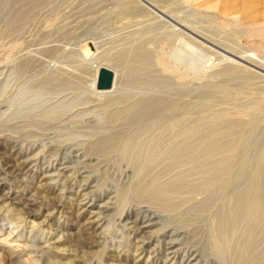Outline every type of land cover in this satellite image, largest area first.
Here are the masks:
<instances>
[{
  "label": "rangeland",
  "instance_id": "374dc122",
  "mask_svg": "<svg viewBox=\"0 0 264 264\" xmlns=\"http://www.w3.org/2000/svg\"><path fill=\"white\" fill-rule=\"evenodd\" d=\"M233 1L0 0V100L7 102L0 107V114L32 104L51 109L45 97L62 82L74 83L76 88L60 99L62 109L87 100L94 104L82 113L85 116L74 113L73 120L81 118L83 122L66 130L58 124L63 135L40 137L19 146L25 169L38 173L33 185L42 178L47 186L46 201L80 192L73 182H64L65 178L57 175L61 167L58 157L71 150L58 149L57 140L69 138L68 146L87 149L101 141L100 137H112L110 147L93 154L97 159L90 172L96 175L98 187L110 193L99 189L91 206L80 200L85 208L81 219L77 221L71 214L70 220L63 219L67 227L63 240L56 239L60 228H36L29 234L30 223L21 229L0 213L3 235L11 233L12 241L21 247L38 245V236H47L51 246L58 247L51 252L74 250L76 241L88 238L96 242L88 253L97 254L104 245V254L123 264H165L162 248L153 250L158 244L156 238L147 244L137 241L140 236L121 225L123 214L147 208L159 210L172 221L192 215L205 205L206 210L197 217L205 226L202 235L208 244L206 256L214 264H264V24L252 26L242 21L263 18L264 0H237L241 20L234 14ZM86 53H97L103 63L116 70L113 95L106 98L88 87L93 66L86 63ZM143 54L152 57V65L141 62ZM164 65L174 74H163ZM135 67L148 72L142 86L132 85ZM34 97H38L37 102ZM108 102L116 104L111 107ZM116 117L117 122L108 123ZM69 160L76 161L75 157ZM75 164L68 161L65 165ZM258 173L260 179H254ZM17 186H11L17 197L16 193L22 198L33 193L26 184L25 191L22 186L16 191ZM251 190L260 203L257 214L261 221H256V214L231 209L229 198H242ZM108 196L113 197L112 209L98 207ZM35 204L30 206L32 210L38 209ZM77 206H71L73 212ZM103 214L106 217L102 218ZM220 214L231 232L227 245L216 239L213 229V220ZM42 219L39 213L35 221ZM86 220L89 223L83 226L81 221ZM182 241L199 245L191 233ZM42 248L51 254L46 246ZM32 250L27 248L28 252ZM81 256L77 250L66 251L61 260L87 264ZM180 257L166 264L182 263ZM8 260L5 264L11 263Z\"/></svg>",
  "mask_w": 264,
  "mask_h": 264
},
{
  "label": "bare ground",
  "instance_id": "6f19581e",
  "mask_svg": "<svg viewBox=\"0 0 264 264\" xmlns=\"http://www.w3.org/2000/svg\"><path fill=\"white\" fill-rule=\"evenodd\" d=\"M166 43H168V42H165V44ZM186 44H188V43H186ZM159 48H161V46ZM138 51H140V50H138ZM138 53H137V55H135L134 58L137 59L136 56L139 55ZM86 55H87V57L84 56L87 59V60L85 59L86 63L88 65L90 64L91 67L93 66L92 67L93 71H92V75L89 79L88 87L90 88L91 91L97 92L100 95H104L107 98V96H110L112 94V92L114 91V88L116 87L115 82H116L117 72H116V70H113L112 67H109L105 63H103L102 59L100 58V56L97 53L94 55H92V54L90 55V54L86 53ZM139 57H141V56H139ZM142 57H143V59L141 60V62H143L144 64H146L148 66L152 65V63L149 64V61H150V59H152V57L149 58V57H147L146 54ZM153 57H155L156 60L158 61L156 56H153ZM134 61H136V60L134 59ZM135 63H137V62H135ZM160 63H161V61H160ZM144 64H143V66H144ZM101 66L108 67L115 72V78H114L112 87L109 90H97L95 87L97 72ZM153 71L155 72V69H153ZM146 72H144L140 67L139 68L135 67L134 69H132V77H133L132 85L134 87L142 86L143 84H145L144 78H145ZM149 72H150V70H149ZM161 72L163 74L165 73L166 75L172 74V73L174 74L173 70L166 65H164ZM0 75H1V72H0ZM175 76H177V75L175 74ZM40 82L41 81H39V83ZM45 83H49V82L46 81ZM53 83L54 82H52V84H51V88H53L52 87ZM43 85H45V84H43ZM62 85L65 87H63ZM59 86H62L63 88L57 89V88H59ZM74 86H75L74 83L72 85L69 82H62V84L59 83L58 85L54 86V87H56L54 90L49 89V91L51 90V92H48V95L45 97V102H48V104H51L52 107H51V109L49 108L50 110L49 109L44 110V108L40 109L39 106L41 104L40 105L38 104L35 106H33V104H32V105H29V107H27V109L15 107V109H12L11 111H9V113L4 110L0 114V136H2V139H0V213L3 214V217L5 219L8 218L9 221H11L14 224H17L16 227H20L21 229L26 228V225L30 223V225H28L31 227L30 231H28L29 234H32L33 230L36 228H38L39 230L54 229L57 231L60 228V235L58 238H56L59 241H60V239L63 240L64 232L67 228L64 226L66 223H64L63 219L65 220V218H66V219L70 220V216L72 215V216H74L75 220L79 221V219H81V216L83 214V210L85 209L82 206H80V204H82L83 202L85 203V201H87L86 203L90 202V204H88L89 206L94 204L96 199H97L96 192L99 191V189L104 193H107V192L110 193L109 189H107V188L101 189L100 187H98V185L96 183V175L91 174L90 172H91V166L96 162V159H97V157L95 158V156L93 154H96L97 152L102 153L103 149L108 147L109 144H111L110 141H111L112 137L111 136H110V138L109 137H104V138L100 137V138H102L101 141L97 142V144H95V145H89L87 149H84L83 147H79V146H73V145L68 146V144H71L70 143L71 141L68 140L69 138H67V139L63 138L60 140H57V138H56V140H57L56 144L58 146V149H62V148L71 149V150H68V152L61 153L60 156L58 157L57 164H60L61 167L58 168V170L60 172L57 175L64 177L65 178L64 182L65 181L73 182L76 186H78L80 188L79 189L80 192L79 191H72V192L70 191L73 195L71 193H69L70 195H68V196H64V194H61L60 196L58 195L59 196L58 200L56 199L57 201H55V202H51V200H49L50 202L46 201L48 195H46V193H44V191L46 190L44 187L46 185H45V183L41 182L42 178L39 180L37 179L38 182H37L36 186L33 185L32 179H33L34 175H36V178L39 177L38 173H33V171H31V170L25 169V165H24L25 160L22 159V153L18 149H19V146H21V143H24V142L26 145H28V144L34 143L36 140L41 139V138H48L49 139L52 137L54 139V137H56V135H60V134L63 135V130H62L63 128L66 130L67 128L72 127V124H76L77 122H83V120H81V118H80V121H78L77 119L73 120L74 113L77 112L75 114V116L80 115V114L85 116L86 114H82V113H85V111L88 108H90L92 105H94V104H91L92 103L91 101H90L91 103L87 100V101H84L83 103L79 102L77 105H71V106L69 105L68 108L66 107L67 109L66 108L62 109V107H63L62 104H61L62 106L58 105V102L60 101V99L63 100L65 97L68 96V94L72 93L73 90L76 89ZM49 87H50V85L47 86V88H49ZM45 90H48V89H45ZM72 97H74V96H72ZM40 98H41V96L39 97V99ZM36 100H38V97H37V99H35V97H34V101H36ZM29 101H31V99ZM120 101L123 102V100H120ZM60 102H59V104H60ZM114 102H117V101H114ZM114 102L113 103L111 102V103L116 104ZM6 103L7 102H5V100L4 101L0 100V107L5 106ZM31 103H33V102L31 101ZM42 103H44V102H42ZM108 103L110 105V102H108ZM14 105L15 104L13 103L12 106H14ZM106 105H108V104H106ZM18 106H20V105H18ZM104 106H105V102H104ZM114 106H116V105H114ZM111 107H113V106H111ZM18 108H20V109H18ZM56 109H57V112L53 113V111H55ZM59 109H60V111H59ZM118 110H120V109H118ZM121 110H124V109H121ZM5 114H6V117L3 118V115H5ZM77 118L79 119V117H77ZM118 120H119V118H117V117L115 119H109L108 123L110 122V124L111 123L113 124L114 122H117ZM95 121H96V119H95ZM96 122H99V121H96ZM58 124L62 125L63 128H61ZM23 136H24V138H23ZM26 145H25V147H26ZM80 150H82V151L79 152ZM229 151H231V149ZM74 152H76V153L73 154ZM77 152H79V154ZM71 157L72 158L75 157L76 161L75 160H69V158H71ZM68 161H74L76 164L73 166L65 165ZM76 165L77 166L80 165V166L76 167ZM67 172H71V173L68 174ZM257 176L253 177V178L254 179L255 178L260 179V174L258 177ZM44 177H46V176H44ZM94 179H95V183L91 184V182ZM16 184H18V186ZM25 184L27 187L30 186V188H32L33 193L32 194L29 193L27 198H22L21 197L22 195L19 196V194H17V193H16V195H18V197L15 196V194L13 193V190H12L13 188L11 186H17L16 188H14V189H16V191H17V188H19V186H22V191H25V189H27ZM258 184H260V182L255 183V185H258ZM89 187H90V189H88ZM85 189H88V191L86 193L81 194V191H83ZM253 193H254L253 190H251L249 192V194H245V195L243 194L244 196L242 198L231 197V198H229L230 199L229 201L231 202V206H232L231 209H234L235 213H237L238 211H242L241 213H245V212L246 213H253V214H256V217H257L256 221H259L260 216L257 213H258V210L260 209V205H259L260 203L258 202V199H256L252 195ZM81 195H82V198L77 199V197H79ZM32 196H34L36 199H34ZM53 196H56V195H53ZM65 197L67 198V200H65ZM18 198H20V200H17ZM31 198H33L34 200ZM52 199L54 200V198H52ZM112 199H113L112 196H108L107 200L104 201V203L98 204V207L105 209V210L112 209L111 204L114 203L112 201ZM21 200H22V202H21ZM73 200H74V203H73ZM80 200L83 202H81ZM36 201H38V202H36ZM75 201H78V204H77L78 206L76 205ZM161 201H162V199H161ZM33 203H37V204H35L36 206H38L37 210L31 209V207H32L31 205ZM171 204L172 203H166L165 205H171ZM73 205L77 206L75 212L72 211L73 209L71 206H73ZM17 206H19V208H17ZM205 210H206V206L202 205L200 208L193 211L195 215L194 214L190 215V213H189V215H187L185 217L180 216L179 218H177L175 220L167 221V219L164 218V215L163 216L161 215L162 212H159V210L153 211V210H150L147 208H142V209L139 208V209H135L134 211H130V212H128V210H127L125 214H123V212H121L120 217L122 214L124 215V217L122 219H120V222L122 221L123 223L121 225L124 228L130 229V231L134 235H136V236L139 235L140 237L137 239V241L141 242L142 244H147L149 241H151V240L154 241V238H156L155 241H157L158 244L155 245V248H153V250L155 251L159 248L161 250V248H162V250L164 251V254H166L165 259H164L165 264L168 261H170L171 259L175 260V259L179 258L180 256H181L180 261L182 263L179 262V264H214V262L211 261L206 256L205 249H207L206 246L208 244L207 243L205 244V241H204V238L202 235L203 229L205 226L202 224L203 222L200 224V221L198 219V217H199L198 215L202 214V212ZM39 213H41L43 219L36 222L35 219L37 218ZM196 213H198V214H196ZM68 214H71V215H68ZM103 217H106V216L103 214L102 218ZM81 222H83L82 223L83 226L85 224L89 223V221H87V220L81 221ZM76 223H78V222H76ZM53 225H55V226H53ZM3 226L4 225L0 226V264H5V262H7L6 261L7 258L9 259L8 262L9 261L11 262L10 264H72L71 262H64L63 263L61 259H62V257H64L66 251L67 252L68 251L73 252L76 250L81 253V255H82L81 258L83 260L86 259L87 264H92V261H93L92 259L94 256H97V257L94 258L93 264H123L118 259H116L112 256H106L104 254V252H105L104 245L100 246V249H99L100 252L99 253L94 254L95 251H94V253L91 251L93 253V255H90L91 252L88 253L87 250L91 249L93 245H96V242L94 240L93 241H91V240L87 241L88 238H83V239L81 238L80 239L81 242L76 241V243L74 244L76 246L74 248V250H67V249L62 248L61 250L57 249L56 250L57 252H51L53 250V248H58V247L51 246L52 244H51V242L48 241V238H46L47 236L43 237V235H40L41 237L38 236L40 238L39 241L37 242L38 245H36V244L35 245H25L24 247H21L20 245H18L17 243H14V241H12L11 233L10 234L8 233L7 235L2 234ZM78 227H79V224H78ZM86 228H88V227H85V229ZM213 229H214V232L216 233L215 234L216 239L218 241H220L222 244L223 243L225 244L227 242L226 239H228L227 238L228 234L231 232L229 229V224L227 223V221L224 220V218L222 217V214L217 215V217L213 220ZM82 230H84V229H82ZM84 232H86V231H84ZM88 232H89V230H88ZM66 233H67V231H66ZM77 233H79V232H77ZM189 233H191L193 241L196 244H199V245H197V247L183 243L182 238L187 237V235H189ZM196 233H198L199 235H196ZM70 234H72V233H69L68 235L70 236ZM76 235H79V234H76ZM25 240H27L28 242L30 241L32 243L35 242V241H33L34 239L26 238ZM40 242H43V244L42 243L39 244ZM52 243H53V241H52ZM70 244H71V242H70ZM225 245H227V244H225ZM43 246H46V249L49 250V252H51V254H48L46 251H43V248H42ZM221 247H222V245H221ZM27 248H29L30 250H32V249L33 250L28 252ZM60 252H63L64 255L61 254ZM246 256H248V255H246Z\"/></svg>",
  "mask_w": 264,
  "mask_h": 264
},
{
  "label": "water",
  "instance_id": "95a60500",
  "mask_svg": "<svg viewBox=\"0 0 264 264\" xmlns=\"http://www.w3.org/2000/svg\"><path fill=\"white\" fill-rule=\"evenodd\" d=\"M115 72L105 66H101L97 72L95 87L97 90H109L112 87Z\"/></svg>",
  "mask_w": 264,
  "mask_h": 264
},
{
  "label": "crops",
  "instance_id": "0c3cea01",
  "mask_svg": "<svg viewBox=\"0 0 264 264\" xmlns=\"http://www.w3.org/2000/svg\"><path fill=\"white\" fill-rule=\"evenodd\" d=\"M204 1H206V3L208 4V0H204ZM218 1L219 0H212V3L215 4ZM236 4H237V0H234L233 4L231 6H232V9L234 10L235 16L238 17L241 20V18H240L241 9H240L239 5H236ZM242 21H244L246 23H249L252 26H260L259 24H264V17L261 18L258 22H256V21L255 22H251V21H246V20H242Z\"/></svg>",
  "mask_w": 264,
  "mask_h": 264
}]
</instances>
